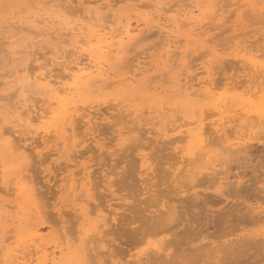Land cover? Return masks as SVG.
I'll return each mask as SVG.
<instances>
[{
  "label": "rangeland",
  "instance_id": "1",
  "mask_svg": "<svg viewBox=\"0 0 264 264\" xmlns=\"http://www.w3.org/2000/svg\"><path fill=\"white\" fill-rule=\"evenodd\" d=\"M22 1L31 2L32 0ZM50 1H52V7ZM50 1L48 2L50 3V7L48 4L45 9L52 8L47 11H50L53 14L47 13V11L45 12L46 14L44 12H39L43 16L39 13L37 14V12L34 13L36 8H39V6L35 7L36 5L32 4L35 7V11L32 10L33 12H29V15L27 16H30L31 18L35 15L36 17H33L32 19H38V21L35 20L36 23H32L30 19L27 20L28 23H26V21L24 22L27 18V16L25 18V14H27V12L25 11V13L21 8L22 6L25 8L26 4L28 5L29 2H25V5L22 4V6L16 5V7L20 9H16L15 6L14 8L16 10L13 8V10H15L14 13L19 15V17H23L24 15V18H22L24 20H22L21 17L20 19H17L19 17L16 16V14L13 15L11 11L6 13V10H11L12 5H6L8 7L3 14L4 16H8L9 19H13V16H16L14 18L16 20L15 23L13 20L5 21L3 14L0 13V17H3L5 21L4 23L3 20L2 23L0 21V109L3 111H0V248L1 243H3L2 247L5 245L2 250L0 249V264L5 262L1 256L4 254L3 252L5 250L6 253L7 251L15 252V250L16 252H19L18 250L26 249L29 246V244L25 241L30 236L25 237V241L23 238L25 233H29L30 231V226L28 225L30 216L28 218V216L25 215L26 210L29 207L27 206L29 204H27L26 201H28V197L30 196V190L28 189L29 191H25L28 187H22L25 186V183L24 185L21 183L26 182L24 181L26 179L25 177H27L26 180L28 184L35 185V188L33 189H36L34 190L36 192L34 193H40L39 196H37L40 198V201L36 197V201H38L37 205L41 202V205L43 206V211L42 208L38 206L41 208L40 212L42 215L40 228L41 236L43 235L39 243L40 246H43L49 253L52 252L53 249L58 251L56 244L59 246L62 242H65L64 245H66L68 239L69 242H73L72 244H75L78 243L80 238L84 239L85 236L89 235V239L91 237V239H95L96 237V244L92 241L94 248H96L99 243L100 246L102 244L106 245L105 249L103 248V245L102 247H99L101 252L98 251L99 256L94 260L92 259L94 263H96L98 258L104 260V264H118L120 259H122L123 262L132 261V263H135L134 258L139 255L144 259V264H149L152 263V259L149 258L151 261L146 263L147 256L153 257V252H157L160 245L165 247L164 244H167L165 242L169 241V245H166L168 248L165 247L167 248L166 252H171L172 256H175L176 261L178 262L176 263L175 258H173L172 260H174L173 262L175 263L167 262L166 264H264V0H250L252 2H248L247 0H238V3L237 0H214L213 2H215V8L212 6L213 9L208 7L210 6L209 4L212 3L206 0L205 1L209 4H204L207 5H204L203 3L202 5L201 2L203 1L199 2L200 0H97L98 2L96 1L97 3L95 4L92 0L91 1L93 3L89 0ZM82 2H84V4H82ZM103 2L105 3L102 6L101 4ZM53 3H55L56 6L60 5V7L63 8L62 12L65 10L64 13L69 12L73 15L71 16L67 13L69 15H66L68 18L66 21L70 22V25H67V27H71V25L74 26L71 24L72 20H74L73 23L76 27L77 24L75 21H81V19H84L86 27L83 29L85 32L87 31L88 35H92L91 37H93V33L97 32L100 36L99 33L102 32L104 35L108 34L106 35L107 37H112L111 35L115 34V37L113 36L114 40H116V38L120 39V32L122 30L121 25L123 27V24H126L127 22H130L133 27H135V25H139V28L142 26L144 27V30H140L141 32L137 34L138 36H135L133 39L134 41L132 40L127 45L128 47L126 49H129L126 51V54L123 52L126 49L120 51L119 53L121 54H116L118 47L116 50L115 47L118 45L116 41V44L114 45L115 42L112 39L114 42H112V47H114L112 50L115 51L109 54L111 55L109 56L110 61H107L106 57L101 55L100 51H95L97 48H90V46L94 47L97 45L95 42L98 38L92 39L91 37H87L89 42L86 43V33L84 35L82 34L84 39L83 36H81L82 38L79 37V45L82 46L81 50L84 54H80V60L82 63L84 62L85 64L87 63L86 65H93V68L95 64H101V69H105L110 78L107 79L108 82H106L108 86L105 82L99 83L101 81H97L95 84L100 85L99 87L95 86V88H93L91 86L93 89L90 88L88 90V88H78L74 90L76 92H74L75 94L73 93L74 95L72 94V100L70 99L68 103L71 108L73 106L75 108L69 109L68 111V113L73 116L65 117V113H61L62 110L48 113L53 111V108L57 107L56 102L50 106V103L45 100V94L39 89L38 90L40 92L35 90L37 87H34V90L33 87L30 88L33 91L28 90L27 92L24 90L23 92L22 88H19L18 84L21 81L18 78L20 75L22 77H24L23 75H28L29 78L31 76L32 79L30 80L33 82V77L39 75L40 73H46L47 71L49 74H57L55 75L56 80H62L61 82L68 83L73 82V79L68 75L70 67H72V65L74 66V62H71L73 57H75L71 54L74 47L70 44V40L68 41V37L71 35L70 31L68 29L65 31L62 30L65 33L68 31L70 34L67 33L68 36H66V43L61 42L59 47V44L57 45L56 43L59 42L60 39L57 38L60 35L56 36V33L57 31L62 32L61 30L58 29L56 31L57 27L55 31L52 28L48 30V25H46V23H44V25L42 23L40 27H37L39 26V21L44 22L42 19L44 20L45 15L46 17H55L56 15L54 16L55 11H53V9H61L60 7L56 8ZM99 3H101V6ZM195 3L199 4L201 8L203 6L205 11L203 8V10H201L199 6L198 8L194 7L193 5ZM97 5H99L98 8H95ZM27 7L29 8V6ZM87 7H89L91 14L94 16L92 17L93 19H90L94 22L93 26L91 21L89 24V20L84 16L85 13L83 14L84 9ZM99 7H102L105 14L101 12L102 18L96 19V11L98 12L101 10ZM2 10L3 8L1 6L0 11L2 12ZM27 10L29 11V9ZM39 10L45 11L44 8H39ZM189 10L195 12L193 14L194 16L196 14L197 19L195 20L197 21H184L186 19H183V17ZM211 10H214L213 13ZM200 11L201 13L203 12L204 15L200 14ZM62 12L60 13L61 16L59 15L60 17L63 16ZM36 14L41 17L38 16V18ZM103 16L105 18L107 16V18L104 19ZM149 16L151 20H149ZM144 18L145 20L148 18V23L153 20V24L150 25L152 23L151 22L149 23V26L146 25L147 22L144 21ZM173 18H178L180 22L178 25L176 24L178 28H176L175 23H171V19ZM179 18L183 21H180L181 19ZM123 19L125 20L123 21ZM138 19L140 21H138ZM168 19L170 20L169 23ZM19 20H22V22ZM198 21L200 25L199 23L197 24ZM82 22L83 20L80 23ZM156 22L163 23V25L167 22V28L170 29L171 26L170 32L165 31L167 30L166 25L164 32L160 31L157 26H154ZM33 24H37L35 26L36 28ZM179 24L183 26L179 27ZM99 25L100 27H98ZM45 26L49 33H46V29H43L44 31L46 30L43 34L40 33L42 32V28H45ZM89 26L92 28H89ZM94 26L96 27L94 28ZM102 26H105L104 28L106 29L102 28ZM118 30H120V32ZM53 31L54 34L52 35ZM90 31L93 33H90ZM104 31H107L108 33H105ZM97 34H94V37H96ZM8 36L10 38H8ZM46 36L53 38L48 37L47 39ZM62 36L65 38L64 33ZM91 39L95 42H90ZM109 41H111V38ZM67 42L69 44H67ZM84 42L87 45H85ZM55 46H58L57 48H61V51L58 52L59 55L55 53ZM62 47H65L64 49H66L64 53H62ZM17 50L20 52L17 53ZM97 52H100V54L95 55ZM114 52L117 56H114ZM122 52L125 56H122ZM61 53L65 55V57H67L66 54H68L67 59L70 62L65 57H61ZM90 53L92 54V57ZM106 53L104 54L106 55ZM11 55L13 56L11 57ZM100 56H103L104 58ZM64 60L66 62H64ZM93 60L95 64L93 63ZM112 61L113 63H111ZM130 61L133 62L130 63ZM127 64H130L131 68L130 65ZM66 65H68V67ZM97 65L95 66L97 67ZM107 67L108 70L106 69ZM136 70L139 72L138 75L135 72ZM97 72L98 71L96 70V73ZM163 72L167 74H163ZM134 74L136 75L134 76ZM132 75L137 77V80L134 78L135 81H131L130 78ZM125 77L126 80L130 79V81H126L124 79ZM114 80L117 81L113 82ZM130 82L132 83L130 84ZM103 83L106 84V88H103ZM141 85L145 86L141 87ZM131 87L134 89L145 87L147 90H145V93L143 91L145 88H143V90L140 89V91L138 89V92H136L137 90L132 92L134 89L132 90ZM101 88L102 90H100ZM13 90L14 93L12 94ZM90 90H93L94 93L92 94ZM142 91L143 93H141ZM60 95L64 96L63 93H60ZM9 99L11 100L8 101ZM49 106L51 107L50 111H48V108L50 109ZM111 106L114 107L112 108ZM45 107L48 108L45 109ZM25 109H27L26 112H24ZM46 110L48 111L47 113ZM102 111L104 113H102ZM41 112L47 116L43 118H36L38 114H41ZM88 113H91L92 116L95 115L96 119L94 117L92 119L93 126H91L92 123L90 124L88 122ZM115 113L116 116H114ZM32 117L33 119H31ZM71 117H73L72 120ZM65 118L68 119L66 120ZM14 119L15 121L17 120V123ZM69 119L73 121V123ZM65 120L66 123L64 124ZM58 122H60V124ZM22 124L26 127H23ZM97 124L99 125L97 126ZM64 127H68L69 129H64ZM217 128L218 130L220 129L219 132ZM16 129L22 130H20L21 132H18ZM66 129L68 130L65 131ZM11 130L12 132H10ZM161 130H168L167 134L162 135ZM10 140L12 144L10 143ZM165 140L166 142H164ZM34 141L35 143H33ZM16 143H20L21 145L27 144L31 148L32 145L35 147H33L34 149H29V147L27 149V153L30 155L29 158H31V162L28 160L29 158H27V161L30 162L28 165H25V158H22L19 153L16 154L15 152V156L13 155L14 149L18 145H15V147L14 144ZM9 144L10 148L8 147ZM66 145L67 147H65ZM11 147L13 148L12 151ZM240 149L241 152H239ZM178 151L180 152L177 154ZM143 155H145L146 160L150 163L151 168L146 169V166H141V157ZM184 156L187 159L192 157V159H195H190L188 161L189 164L191 162L193 163H191L192 166L186 162L187 160L183 161V159H185ZM197 159L201 161L197 162ZM121 160L122 162H120ZM21 162L24 163L26 169H24V166L19 167L20 164L22 165ZM184 162L188 164V168L186 164L185 167H183ZM105 163L107 165L117 164L118 167L125 166V168H120L118 171L128 173L127 178L130 176L128 179L126 178L127 180L125 181L124 179L126 177V173L123 175L124 178L123 176L115 175L113 172L109 173V176L112 177V181L114 180V182H111L113 189L116 187L119 188L120 186L126 187H124V190L120 189L121 192L117 190L118 188H116L115 194L118 199L112 198L108 193L109 191L106 192V187L102 186V178L99 179L100 176L102 177L100 174L102 169L105 168L108 172L112 167L107 166ZM128 164L132 166L131 167L129 165L131 169L128 167ZM200 164L201 166H199ZM114 166L116 167V165ZM85 167H88V169H85ZM22 168L23 171H18V169L22 170ZM99 168L101 169L99 170ZM153 168L155 170H153ZM91 169L94 170L93 174H96L98 178H96V175L93 176L92 174V176L96 178L94 183L97 185L93 183L95 190L93 192H95V197L88 199L83 192H80L81 188L79 186V180H81L84 176V171L87 172ZM128 169L131 170L130 173ZM184 169L190 170L184 171ZM164 171L167 173L170 171V174H167ZM70 172L72 173L74 181L77 180L76 182L78 183H74L73 179L70 177L71 175L68 176ZM132 172H134L133 175L131 174ZM179 172H181V178L183 179L181 180V178H178L179 181H176L174 178L175 176L180 177ZM155 174L158 175L156 176ZM60 179L63 180L60 181ZM49 180L51 181L49 182ZM32 181L33 184L31 183ZM71 182L75 184L73 189L75 186L77 187V189L76 187L74 189L76 194H79L75 198L73 190H71V197L66 190L70 187L69 184ZM113 183L116 184L113 185ZM62 184L65 185L64 188H61ZM95 185L97 186L96 188ZM15 188L16 190H14ZM150 189L155 192L153 196L151 195L153 192ZM22 191L27 193L23 192V196V194H21ZM62 191L65 192L63 193ZM98 192H100L101 197L106 196V198H104L105 200H103V198H99L100 195ZM129 192L131 197L133 196L132 198L127 196V193L129 195ZM156 193L157 195H155ZM150 195L152 198H150ZM123 196H127V199L119 198ZM42 197L45 199H42ZM96 197H98V199H96ZM91 199L92 202L90 201ZM154 201L155 203H153ZM47 202L49 206L47 205ZM100 202L101 204H99ZM133 202H135L133 205L134 207L132 206ZM28 203L30 202L28 201ZM116 203H118L119 206L115 205ZM147 203L148 206L145 208ZM108 204H112V206L110 207ZM137 204L140 205L138 206ZM162 204H166V207L167 205L175 207L176 212L172 220L166 219L162 222L160 221L161 218L158 221L155 219L156 217L152 216L157 209L159 212H162L159 210L162 208ZM10 206L11 208L12 206H15V209L12 208L11 210ZM24 206H26V210L24 209ZM115 207L118 209L116 210L117 220H119L116 223L118 225L113 223L114 226L109 227L110 230L112 229L111 227H113V229L107 238L103 237V239L98 240V237H101L96 232L91 230L90 225L87 224L89 218L92 220L99 219L98 215L101 210L103 214H107V218H111L112 214L116 213L114 211L113 213L111 212V210ZM130 207H133V210L134 208L138 209V211L134 210L135 213L131 212L133 210ZM129 208L131 211H129ZM164 209L166 211L167 208H162L163 211ZM27 211L29 212V210ZM87 211L89 213L84 216V212ZM24 212L25 214L23 216ZM59 212H61L64 216L60 217L58 215ZM120 214H122V216H120ZM80 216L82 218H80ZM66 217L70 219V221H68ZM124 217H130L131 219L129 218L125 221ZM133 219H135V221ZM33 220H35V217H33L31 221ZM131 220L134 222H130ZM167 220L169 221L168 223L166 222ZM19 221H25L26 225L23 226L22 224L24 223L19 224ZM54 221H56V223H54ZM125 222L127 224L124 225L123 223ZM128 223L130 224L128 225ZM18 224L19 228L16 227ZM161 224L162 228L160 227ZM10 227L11 229L9 230ZM16 229H19V232H15ZM90 231L92 232L89 233ZM133 231H135V233ZM19 234L20 236H18ZM72 234L74 235L72 236ZM5 238L8 240L5 241ZM88 238H85L87 239L86 241H88ZM131 241H133L132 245ZM26 245L28 246L26 247ZM198 245L200 250L199 248L197 249ZM200 246H207V248H204V250ZM32 247L33 246H30L31 249L28 247L29 251L26 249L31 253V255H33L30 257V254L25 252V254H28L29 258L26 257L24 263L40 264L39 262H41L42 259L40 255H43V251L42 253L41 251L39 253H34L35 248L32 249ZM209 247H211V249H209ZM194 248L197 249V252ZM12 249H14V251H11ZM96 250L94 249V254H96ZM113 250L114 252H112ZM110 252L118 255H113L114 258H110V256H108ZM19 253L24 252L23 250H20ZM131 254L134 256H131ZM38 256L40 257V260L38 259ZM69 257H72V255ZM154 260L155 259H153V261ZM160 260L161 259H158V261L155 260L154 262L156 264L157 262L164 264ZM154 262L152 264H155ZM4 264H6V262Z\"/></svg>",
  "mask_w": 264,
  "mask_h": 264
},
{
  "label": "bare ground",
  "instance_id": "2",
  "mask_svg": "<svg viewBox=\"0 0 264 264\" xmlns=\"http://www.w3.org/2000/svg\"><path fill=\"white\" fill-rule=\"evenodd\" d=\"M20 1V2H19ZM25 1V0H24ZM31 1V0H30ZM50 0H48V1H42V0H32L31 2H29V1H25L26 3H28L29 2V4L27 5L26 4V10H25V8H23V6H22V4H24L25 5V2H23L22 0H0V7L2 6V8H3V10H2V12L0 11V13L1 14H3L4 12H5V10L7 9V7L9 6V5H12L11 6V10H6V13H9L10 11H11V13L14 15V14H16V13H14L15 12V10L18 8V7H16V5L17 6H22V10L25 12H27V14H25V18H26V16L27 15H29V12H31L32 10L33 11H35L34 9H35V7H37V6H39V8H41V9H43L44 8V10L45 11H41V10H39V8H36V11L34 12V13H36L37 12V14L39 13V12H46L47 10H50V9H52V8H49V9H45V8H47V6H48V4H49V7H50V3L52 2V1H50V3H48ZM89 1H91V0H89ZM88 1V2H89ZM93 2H94V4L95 3H97L98 1L97 0H92ZM91 1V2H92ZM97 1V2H96ZM201 1H203V2H201ZM205 0H200L199 2H201V4L203 3H208V2H210V3H212V4H209L210 6H208V7H211L212 9H213V7L212 6H214L215 4V2H213L214 0H206V1H208V2H204ZM218 1V0H217ZM216 1V2H217ZM221 1V0H220ZM236 1V0H235ZM240 1V0H239ZM238 0H237V3L239 2ZM248 2H252V1H250V0H247ZM260 1H263V0H260ZM12 2V3H11ZM18 2V3H17ZM92 2V3H93ZM255 2V1H254ZM264 2V1H263ZM16 3V4H15ZM30 3H31V6H30ZM105 2H103L102 4L101 3H99V5L101 4L102 6H103V4H104ZM107 3V2H106ZM198 3V2H197ZM19 4H21V5H19ZM36 5L35 7L33 6V5ZM82 4H84V2H82ZM163 4V3H162ZM196 4V3H195ZM193 5L194 7H196V8H198V6H199V4H196V5ZM202 4V5H203ZM234 4V3H233ZM253 4V3H252ZM257 4V3H256ZM6 5H8V6H6ZM53 5L57 8V7H60V5L59 6H56L55 5V3H53ZM99 5H97V6H95V8H98V6ZM100 5V6H101ZM204 5H207V4H204ZM4 6V7H3ZM14 6L16 7V9L14 8ZM27 6H29V8L27 7ZM53 6V7H54ZM92 6V5H91ZM94 6V5H93ZM6 7V8H5ZM30 7H31V9H30ZM33 7V8H32ZM51 7H52V3H51ZM86 7V6H85ZM193 7V8H194ZM200 7V6H199ZM253 7V6H252ZM5 8V9H4ZM13 8L15 9V10H13ZM61 8V7H60ZM93 8V7H92ZM99 8H101V10L100 11H96V15H95V17H96V19H101L102 17H101V12L103 13V14H105L104 13V10H102V7H99ZM201 8V7H200ZM199 8V9H200ZM202 8H203V6H202ZM201 8V10H203ZM205 8H207V7H205ZM211 8H209V9H211ZM214 8H215V6H214ZM18 9H20V8H18ZM27 9H29V11L27 10ZM62 9L63 8H61L60 10H58V9H53V11H55L54 12V16L55 17H53V16H49V17H46V15H45V17H44V20L42 19V21H44V22H40L39 21V26H37V27H40V25L43 23V25H44V23H46V25H48V30L50 29V28H52L54 31H55V29H56V27H57V29H56V31L59 29V30H63V31H65V30H69L70 31V33H71V35H69V37H68V41L70 40V44L74 47V49H72V55L73 56H75V57H73V60H72V62L71 63H73L74 62V66L72 65V67H70V69H69V71H68V75H69V77L70 78H72L73 79V82L72 83H68V82H61L62 80H56V78H55V75H57V74H55V75H53V74H49V72H48V74H47V72L46 73H40L39 75H36L35 77H33V82H31V80L30 79H32L31 78V76H30V78L28 77V75H23L24 77H22L21 75V77L19 76L18 78L21 80L18 84H19V88L21 87L22 88V90H23V92H24V90H26L27 92H28V90H31L30 88H32L33 87V90H34V87H37V89H35V90H41V92L42 93H44L45 94V100L47 101V102H49L50 103V106H52L53 105V103L54 102H56L57 103V107H55V108H53V111H50L51 110V107H50V109L48 108V107H45V109H47L48 108V111H50V112H48L47 110H46V113L48 112V113H53V112H56V111H61V113H65V117L66 116H73V115H70L69 113H68V111H69V109H72V108H74V106L71 108L70 106H69V100L72 98V94L74 93V92H76V91H74V90H76V89H78V88H88V90L91 88V89H93V88H95V86H100V85H96L95 83L98 81H101V82H99V83H102V82H108V80L107 79H109L110 78V76H109V74H108V72L105 70V69H101V64L100 65H97V64H95L94 63V60H93V63L95 64V65H97V67L94 65V68H93V65H86L84 62L82 63V61L80 60L81 58H80V54H83V52H82V46L81 45H79V37L80 38H82L81 36H83L85 33L88 35V33H87V31L85 32L84 31V27H86L85 26V21H84V19H81V21L83 20V22L82 23H80L81 21H75L76 22V24H77V26L75 27V24L73 23L74 22V20H72V22H71V24H73L74 26H72L71 25V27H67V25H70L69 23V21H66V20H68V18H67V16L66 15H69L70 13L69 12H66V13H64V11L65 10H63V12H62ZM104 9V8H103ZM198 9V10H199ZM253 9V8H252ZM38 10V11H37ZM81 10H82V8H81ZM186 10V9H185ZM254 10V9H253ZM32 11V12H33ZM57 11V12H56ZM63 13V16L62 17H60L61 15H60V13L61 12ZM204 11H205V9H204ZM208 11H210V10H208ZM212 11V13H213V11L214 10H211ZM25 12V13H26ZM108 12V11H107ZM163 12V11H162ZM216 12V11H215ZM10 13V14H11ZM18 13V12H17ZM47 13H51V14H53L52 12H50V11H47ZM59 13V14H58ZM67 13H69V14H67ZM85 13V14H84ZM92 13H93V11H92ZM185 13V12H184ZM193 13H195V12H192V11H188V12H186V14H185V16L183 17V19L185 18L186 20H184V21H188V20H190V22L191 21H197V20H195V19H197V16H196V14H195V16H194V14ZM205 13H208V12H205ZM241 13V12H240ZM36 14V15H37ZM40 15H41V13H39ZM46 14V13H45ZM50 14V15H51ZM73 14V13H72ZM83 14H84V16L89 20V24H90V19H93L92 17H94L92 14H91V10L89 9V7H87V8H85L84 9V12H83ZM102 14V15H103ZM116 14V13H115ZM140 14V13H139ZM177 14V13H176ZM200 14H203V12L201 13V11H200ZM242 14V13H241ZM6 15V14H5ZM21 15V14H20ZM31 15V14H30ZM34 15V14H33ZM48 15V14H47ZM60 15V16H59ZM71 15V14H70ZM107 15V14H106ZM126 15V14H125ZM156 15V14H155ZM183 15V14H182ZM204 15V14H203ZM207 15V14H206ZM2 16V15H1ZM3 16H4V14H3ZM16 16H18L19 17V15H17L16 14ZM15 16V17H16ZM32 16V15H31ZM39 15H37V17H38ZM41 16H43V15H41ZM41 16H39V17H41ZM71 16H73V15H71ZM75 16H78V15H75ZM177 16V15H176ZM241 16V15H240ZM14 16H13V19L12 18H10L9 19V17L8 16H4V18H5V21H9V20H13L14 21V23H15V18ZM21 17V19L22 18H24V15H23V17L22 16H20ZM20 17L19 18H17V19H20ZM29 17V18H28ZM33 17H36L35 15L34 16H32L31 18H30V16H27V18L24 20V19H22V20H24V22L26 21V23H28V21L27 20H29L30 19V21L32 22V23H36V21L35 20H37L38 21V19H32ZM38 17V18H39ZM100 17V18H99ZM104 17V16H103ZM125 17V16H124ZM154 17V16H153ZM160 17V16H159ZM211 17V16H210ZM2 18V19H1ZM4 18L3 17H0V21H1V23H2V20H3V23L5 22L4 21ZM8 18V19H7ZM71 18V17H70ZM69 18V19H70ZM76 18H79V17H76ZM81 18V17H80ZM106 18H107V16H106ZM105 17H104V19H106ZM127 18V17H126ZM138 18V17H137ZM156 18V17H155ZM241 18H242V16H241ZM32 19V20H31ZM154 19V18H153ZM179 19H181V18H179ZM194 19V20H193ZM201 19V18H200ZM199 19V20H200ZM22 20H19L20 22H22ZM77 20V19H76ZM88 20H86V21H88ZM103 20V19H102ZM125 19H123V21H124ZM132 20V19H131ZM140 20H141V18H140ZM139 19H138V21H140ZM149 20H151L150 19V16H149ZM148 18H147V20H145V18H144V21L145 22H147V24L146 25H148L149 26V23H151L150 25H152L153 24V20L151 21V22H149L148 23ZM157 20V19H156ZM155 20V21H156ZM167 20V19H166ZM203 20V19H202ZM12 21V22H13ZM66 21V22H65ZM99 21V20H98ZM105 21V20H104ZM127 21H128V19H127ZM126 21V22H127ZM130 21V20H129ZM143 21V20H142ZM141 21V22H142ZM159 21H160V19H159ZM171 23H175V25L177 24L178 25V23H180L179 22V20H178V18H173V19H171ZM180 21H183L182 19L180 20ZM17 22H18V20H17ZM31 22H30V24H31ZM68 22V23H67ZM77 22H79V23H77ZM96 22V21H95ZM116 22V21H115ZM170 22V20L168 19V23ZM189 22V23H190ZM9 23V22H8ZM7 23V24H8ZM94 22H93V20L91 21V24H92V26L94 25L93 24ZM97 23V22H96ZM167 22H165L164 23V25H163V23H160V22H156L155 24H154V26H157V28H159V30L160 31H162V32H164V30L167 28V26L168 25H166V24H168ZM184 23V22H183ZM182 23V24H183ZM199 23V21L197 22V24ZM25 24V23H24ZM37 24H38V22H37ZM37 24H33L34 25V27L37 25ZM65 24V25H64ZM82 24V25H81ZM115 24V23H114ZM113 24V25H114ZM122 24V23H121ZM139 24V23H138ZM187 24V23H186ZM185 24V25H186ZM2 25H5V24H2ZM9 25V24H8ZM32 25V26H33ZM64 25V26H63ZM80 25V26H79ZM87 25V24H86ZM101 25V24H100ZM100 25L98 26V27H100ZM165 25H166V28H165ZM175 25H174V27H175ZM177 25H176V28H178L177 27ZM195 25V24H194ZM193 25V26H194ZM199 25H200V23H199ZM203 25V24H202ZM31 26V25H30ZM107 26V25H106ZM139 25H135V27H133L132 26V24L130 23V22H127L126 24H123V27H122V25H121V28H122V30H121V32H120V30H118L120 33H121V37H120V39H117L116 38V40H114L113 38L115 37L114 35L115 34H113V35H111L112 37H110V36H106V35H108V34H106V35H104L101 31V33H99V31H98V33L100 34V36L97 34V32L96 33H93L92 31H90V33H93V37H91L92 35H86V43L87 42H89V39H87V37H91L92 39L94 38V39H97L96 40V42L95 41H93L92 39L90 40V42L92 41V42H95L97 45H95V46H97V47H93V46H90V48L92 47V48H97L95 51H100L101 52V55H104V57H106V59H107V61H110L109 59V56H111V55H109V54H111L113 51H115L116 50V48L118 49V51H116V54L118 55V54H121V53H119L120 51H123V50H125L128 46V44L135 38V36L137 35V34H139L142 30H144L143 28V26L141 27V28H139L138 27ZM170 26V25H169ZM181 26H183V25H181V24H179V27H181ZM187 26V25H186ZM189 26V25H188ZM196 26V25H195ZM1 27V26H0ZM8 27V26H7ZM6 27V28H7ZM87 27H88V25H87ZM96 26H94V28H95ZM98 27H97V29H98ZM105 27V26H104ZM103 26H102V28H104ZM4 28H5V26H4ZM36 28V27H35ZM89 28H92L91 26H89ZM93 28V29H94ZM112 28V27H111ZM1 29V28H0ZM2 29H3V26H2ZM14 29V28H13ZM43 29H46V26H45V28L43 27L42 28V32H40V33H44L45 31L43 30ZM51 29V30H52ZM93 29H91V30H93ZM104 29H106V28H104ZM6 30V29H5ZM46 31V33H49V31ZM50 30V31H51ZM90 30V29H89ZM88 30V31H89ZM96 30V29H95ZM141 30V31H140ZM170 30H171V26H170V29H168L167 28V30H165L166 32H170ZM11 31H12V29H11ZM10 31V32H11ZM54 31H53V33H52V35L54 34ZM58 32L57 31V33H56V36H58V35H60V36H58V38L57 39H60L59 40V42H55L59 47H60V43L61 42H64V43H66L65 41H67V37L66 36H68V34H70L68 31H66V33L65 32ZM94 31V30H93ZM110 31V30H109ZM117 31V30H116ZM137 31H138V33H137ZM176 31H179V30H176ZM3 32H5V31H3ZM39 32V31H38ZM52 32V31H51ZM105 32V31H104ZM107 32V31H106ZM105 32V33H106ZM118 32V33H119ZM172 32H173V28H172ZM16 33V32H15ZM64 33V37L65 38H63V36H62V34ZM68 33V34H67ZM108 33V32H107ZM116 33V32H115ZM1 34V33H0ZM10 34V33H9ZM67 34V35H66ZM83 34V35H82ZM94 34H97V36L96 37H94ZM174 34H175V32H174ZM173 34V35H174ZM4 35H5V33H4ZM38 35H40V34H38ZM118 35V34H117ZM186 35H189V34H186ZM201 35V34H200ZM13 36V35H12ZM99 36V37H98ZM114 36V37H113ZM138 36V35H137ZM170 36V35H169ZM42 37V36H41ZM47 37V39H48V37L49 36H46ZM191 37V36H190ZM5 38V37H4ZM8 38H10L9 36H8ZM49 38H53V37H49ZM111 38V41H109V39ZM167 38V37H166ZM196 38V37H195ZM31 39V38H30ZM35 39V38H34ZM43 39V38H42ZM83 39H84V36H83ZM112 39H113V41L115 42H117V45L118 46H116L115 47V50H112L114 47H112L113 46V41H112ZM170 39V38H169ZM188 39V38H187ZM32 40V39H31ZM44 40V39H43ZM55 40V39H54ZM119 40V41H118ZM138 40V39H137ZM168 40V39H167ZM45 41V40H44ZM134 41V40H133ZM136 41V40H135ZM40 42V41H39ZM48 42V41H47ZM84 42V43H85ZM113 42V43H112ZM116 42L114 43V45L116 44ZM14 43V42H13ZM46 43V42H45ZM83 43V42H82ZM85 43V45H87ZM67 44H69L68 42H67ZM90 44V43H89ZM166 44V43H165ZM189 44V43H188ZM196 44V43H195ZM10 45V44H9ZM16 46V45H15ZM58 46H55L54 47V49H55V53L56 54H58L59 55V51H61L60 49L61 48H57ZM166 46V45H165ZM168 46V45H167ZM12 47H14V46H12ZM88 47H89V45H88ZM135 47V46H134ZM65 47H62V49H63V52L62 53H64L65 51H66V49H64ZM53 49V50H54ZM68 49H70V48H68ZM67 49V50H68ZM129 49V48H128ZM128 49H126L125 51H123V52H125V54L127 53L126 51L128 50ZM32 50V49H31ZM51 50V49H50ZM85 50V49H84ZM89 50H92V49H89ZM88 50V51H89ZM171 50V49H170ZM169 50V51H170ZM193 50V49H192ZM15 51V50H14ZM92 51H94V50H92ZM91 51V52H92ZM165 51V50H164ZM18 52H20V51H18L17 50V53ZM28 52V51H27ZM26 52V53H27ZM80 52V53H79ZM82 52V53H81ZM100 52H97V54H95V55H98V54H100ZM107 52V53H106ZM118 52V53H117ZM123 52H122V56L124 55L123 54ZM13 53V52H12ZM29 53H31V52H29ZM54 53V52H53ZM61 53V54H62ZM67 53V52H66ZM94 53H96V52H94ZM104 53H106V55L104 54ZM166 53V52H165ZM14 54V53H13ZM70 54V53H69ZM70 54V55H71ZM114 54H115V52H114ZM114 55V56H117V55ZM167 54H168V52H167ZM170 54V53H169ZM16 55V54H15ZM28 55V54H27ZM67 55V57H68V54H66ZM70 55H69V57H70ZM84 55V54H83ZM90 55H91V57H92V54L90 53ZM108 55V56H107ZM155 55V54H154ZM165 55V54H164ZM164 55H163V57H164ZM7 56V55H6ZM13 55H11V57H12ZM57 56V55H56ZM82 56V55H81ZM88 56H89V54H88ZM125 56V55H124ZM170 56V55H169ZM9 57V56H8ZM16 57V56H15ZM59 57V56H58ZM61 57H65V55H63L62 54V56ZM67 57H65L66 59H67ZM100 57H103V56H100ZM99 57V58H100ZM103 57V58H104ZM108 57V58H107ZM48 58V57H47ZM46 58V59H47ZM64 58V59H65ZM98 58V57H97ZM139 58V57H138ZM13 59V58H12ZM52 59V58H51ZM51 59H50V61H51ZM55 59V58H54ZM62 59V58H61ZM65 59V60H66ZM94 59V58H93ZM112 59V58H111ZM64 60V62H66ZM100 60V59H99ZM112 60H114V59H112ZM125 60V59H124ZM132 60V59H131ZM10 61V60H9ZM54 61V60H53ZM69 61V60H68ZM67 61V62H68ZM92 61V60H91ZM98 61V60H97ZM101 61V60H100ZM114 61H116V60H114ZM13 62V61H12ZM11 62V63H12ZM70 62V61H69ZM68 62V63H69ZM87 62V61H86ZM119 62V61H118ZM123 62V61H122ZM133 61H130V63H132ZM57 63H59V62H57ZM67 63V64H68ZM70 63V64H71ZM101 63V62H100ZM110 63V62H109ZM111 63H113V61L111 62ZM111 63H110V65H111ZM115 63V62H114ZM126 63H127V61H126ZM1 64V63H0ZM59 64H61V63H59ZM66 64V63H65ZM104 64V63H103ZM107 64V63H106ZM126 65V64H125ZM127 65H130V64H127ZM2 66V65H1ZM5 66H6V64H5ZM4 66V67H5ZM17 66V65H16ZM59 66V65H58ZM67 67H68V65H66ZM13 67V66H12ZM65 67V66H64ZM100 67V68H99ZM123 67V66H122ZM125 67V66H124ZM127 67V66H126ZM161 67V66H160ZM159 67V68H160ZM7 68V67H6ZM18 68V67H17ZM21 68V67H20ZM23 68V67H22ZM113 68V67H112ZM112 68H110V69H112ZM130 68H131V65H130ZM130 68H129V70H130ZM140 68V67H139ZM12 69V68H11ZM62 69V68H61ZM99 69V70H98ZM107 70H108V67L106 68ZM10 70V69H9ZM9 70H8V72H9ZM20 70V69H19ZM18 70V71H19ZM51 70V69H50ZM68 70V69H67ZM66 70V71H67ZM96 70L98 71L97 73H96ZM117 70V69H116ZM159 70V69H158ZM171 70V69H170ZM52 71V70H51ZM113 71V70H112ZM122 71V70H121ZM138 70H136L135 72H136V74L138 75V73L139 72H137ZM11 72H13V71H11ZM165 72H167V71H165ZM165 72H163V74H167V73H165ZM18 73V72H17ZM132 73V72H131ZM13 74V73H12ZM14 74H16V73H14ZM113 74V73H112ZM136 74H134V76L136 75ZM4 75V74H3ZM11 75V74H10ZM13 76V75H12ZM17 76V75H16ZM16 76H15V78H16ZM54 76V77H53ZM62 76V75H61ZM126 76V75H125ZM133 75H132V77L130 78L131 79V81H135L134 80V78L137 80V77H134ZM4 77V76H3ZM127 77H129V76H127ZM68 78V77H67ZM132 78H133V80H132ZM19 79H17V80H19ZM125 80H126V77L124 78ZM130 79H127L126 81H130ZM10 80V79H9ZM13 80V79H12ZM16 80V79H15ZM68 80V79H67ZM107 80V81H106ZM118 80H120V79H118ZM121 80H122V78H121ZM140 80V79H139ZM109 81H111V80H109ZM115 81H117V80H114L113 82H115ZM173 81V80H172ZM61 83V84H60ZM110 83V82H109ZM132 82H130V84H131ZM107 84V83H106ZM106 84H102V85H104V87L103 88H106L105 86H106ZM5 85V84H4ZM10 85V84H9ZM127 85H129V84H127ZM148 85V84H147ZM175 85V84H174ZM16 86H17V83H16ZM93 88H92V87ZM107 86H108V84H107ZM125 86V85H124ZM130 86V85H129ZM128 86V87H129ZM131 86H133V85H131ZM142 86H145V85H141V87ZM149 86V85H148ZM159 86V85H158ZM172 86V85H171ZM97 87V88H98ZM138 87V86H137ZM140 87V89L141 90H143V88H145V87H143V88H141ZM96 88V89H97ZM132 88V90L134 89L133 87H131ZM130 88V89H131ZM136 88V87H135ZM148 88V87H147ZM178 88V87H177ZM11 89V88H10ZM127 89V88H126ZM126 89H124V90H126ZM138 89L139 88H136V89H134L132 92H134V91H136V92H138ZM140 89H139V91H140ZM155 89V88H154ZM179 89V88H178ZM33 90H31V91H33ZM38 90V91H39ZM82 90V89H81ZM80 90V91H81ZM95 90V89H94ZM100 90H102V88L100 89ZM145 90H147L146 88L143 90L144 91V93H145ZM25 91V92H26ZM91 91V93L93 94L94 92H93V90H90ZM96 91V90H95ZM123 91V90H122ZM127 91H129V90H127ZM143 91L141 92V93H143ZM169 91V90H168ZM40 92V91H39ZM38 92V93H39ZM14 93V90H13V92H12V94ZM37 93V94H38ZM60 93H63L64 94V96H61L60 95ZM181 93V92H180ZM41 94V93H40ZM75 94V93H74ZM73 94V95H74ZM102 94V93H101ZM30 95V94H29ZM94 95H96V94H94ZM144 95V94H143ZM155 95V94H154ZM8 96V95H7ZM11 96V95H10ZM4 97V96H3ZM26 97H27V95H26ZM37 97V96H36ZM35 97V98H36ZM137 97V96H136ZM9 98V97H8ZM7 98V99H8ZM30 98V97H29ZM32 98V97H31ZM28 99V98H27ZM136 99V98H135ZM11 99H9L8 101H10ZM22 100V99H21ZM23 100H24V98H23ZM31 100H33V99H31ZM72 100V99H71ZM25 101V100H24ZM28 101H29V99H28ZM35 101V100H34ZM119 101V100H118ZM7 103V102H6ZM48 103V104H49ZM101 103V102H100ZM44 104V103H43ZM42 104V105H43ZM52 104V105H51ZM55 104V103H54ZM109 104V103H108ZM11 105V104H10ZM33 105V104H32ZM41 105V104H40ZM79 105V104H78ZM89 105V104H88ZM94 105V104H93ZM110 105H112V104H110ZM109 105V106H110ZM12 106V105H11ZM36 106H38V105H36ZM81 106V105H80ZM79 106V107H80ZM98 106V105H97ZM131 106V105H130ZM15 107H16V105H15ZM29 107V106H28ZM32 107V106H31ZM30 107V108H31ZM77 107V106H76ZM83 107V106H82ZM92 107V106H91ZM112 108L114 107V106H111ZM115 107H116V105H115ZM167 107V106H166ZM165 107V108H166ZM24 108V107H23ZM25 108H26V106H25ZM36 108V107H35ZM42 108V107H41ZM85 108H86V106H85ZM88 108V107H87ZM96 108V107H95ZM108 108H110V107H108ZM33 109V108H32ZM40 109V108H39ZM75 109V108H74ZM83 109V108H82ZM115 109V108H114ZM171 109V108H170ZM176 109V108H175ZM3 110V109H2ZM15 110V109H14ZM26 110L27 109H25V111L24 112H26ZM95 110V109H94ZM99 110V109H98ZM101 110V109H100ZM129 110V109H128ZM159 110V109H158ZM0 111H1V109H0ZM33 111V110H32ZM72 111V110H71ZM89 111V110H88ZM197 111V110H196ZM1 112H3V111H1ZM117 112H120V111H117ZM123 112V111H122ZM151 112V111H150ZM154 112V111H153ZM81 113V112H80ZM86 113V112H85ZM92 113H94V112H92ZM96 113V112H95ZM98 113V112H97ZM102 113H104L103 111H102ZM131 113V112H130ZM141 113V112H140ZM144 113V112H143ZM165 113V112H164ZM74 114V113H73ZM83 114V113H82ZM98 114H100V113H98ZM146 114V113H145ZM162 114V113H161ZM23 115V114H22ZM27 115V114H26ZM86 115V114H85ZM88 115H89V117H88V122L91 124L92 123V125L91 126H93V122H92V119H93V117L95 118V115H93L92 116V114L91 113H88ZM103 115V114H102ZM119 115V114H118ZM169 115V114H168ZM29 116V115H28ZM45 116H47V115H44V113L43 112H41V114H38V116L36 117V118H43V117H45ZM78 116V115H77ZM82 116V115H81ZM114 116H116V113L114 114ZM126 116V115H125ZM137 116V115H136ZM166 116V115H165ZM30 117V116H29ZM80 117V116H79ZM83 117V116H82ZM81 117V118H82ZM101 117V116H100ZM139 117V116H138ZM142 117V116H141ZM154 117H156V116H154ZM72 118L73 117H71V120H72ZM99 118V117H98ZM118 118V117H117ZM135 118V117H134ZM137 118V117H136ZM152 118H153V116H152ZM164 118V117H163ZM181 118V117H180ZM31 119H33V117L31 118ZM66 120L68 119V118H65ZM96 119V118H95ZM118 119H120V118H118ZM157 119V118H156ZM161 119V118H160ZM35 120V119H34ZM39 120V119H38ZM66 120H65V122H64V124L66 123ZM70 120V119H69ZM70 120V121H71ZM76 120V119H75ZM75 120H74V122H75ZM78 120V119H77ZM123 120V119H122ZM136 120V119H135ZM142 120V119H141ZM149 120V119H148ZM14 121H15V119H14ZM137 121V120H136ZM163 121V120H162ZM167 121V120H166ZM196 121V120H195ZM16 123H17V120L15 121ZM72 123H73V121H71ZM78 122V121H77ZM100 122V121H99ZM109 122V121H108ZM174 122V121H173ZM14 123V122H13ZM59 124H60V122H58ZM80 123V122H79ZM116 123V122H115ZM125 123V122H124ZM19 124V123H18ZM21 124V123H20ZM107 124V123H106ZM111 124V123H110ZM117 124V123H116ZM163 124V123H162ZM23 125V124H22ZM95 125V124H94ZM99 124H97V126H98ZM62 126V125H61ZM66 126V125H65ZM115 126V125H114ZM166 126V125H165ZM1 127V126H0ZM23 127H26V126H24L23 125ZM60 127V126H59ZM105 127V126H104ZM164 127V126H163ZM166 127H168V126H166ZM61 128V127H60ZM65 128H68V127H64V129ZM76 128V127H75ZM81 128V127H80ZM92 128V127H91ZM95 128V127H94ZM107 128V127H106ZM155 128V127H154ZM161 128H162V126H161ZM26 129V128H25ZM59 129V128H58ZM69 129V128H68ZM68 129H66L65 131H67ZM153 129V128H152ZM16 130H18V129H16ZM15 130V131H16ZM20 130H22V129H19L18 130V132H21ZM24 130V129H23ZM106 130V129H105ZM217 130H218V128H217ZM216 130V131H217ZM58 131V130H57ZM64 131V132H65ZM168 131V130H167ZM167 131H163V130H161V132H162V135H166L167 134ZM220 131V129L218 130V132ZM10 132H12V130L10 131ZM24 132V131H23ZM32 132H33V130H32ZM40 132V131H39ZM47 132V131H46ZM59 132V131H58ZM160 132V131H159ZM160 132V133H161ZM39 134V133H38ZM69 134V133H68ZM27 135V134H26ZM50 135V134H49ZM52 135V134H51ZM121 135V134H120ZM119 135V136H120ZM29 136V135H28ZM27 136V137H28ZM40 136V135H39ZM54 136V135H53ZM68 136V135H67ZM131 136V135H130ZM32 137V136H31ZM30 137V138H31ZM49 137V136H48ZM52 137V136H51ZM54 137H56V136H54ZM65 137H66V135H65ZM70 137V136H69ZM16 138V137H15ZM8 139V138H7ZM33 139V138H32ZM35 139V138H34ZM16 140H18V139H16ZM38 140V139H37ZM36 140V141H37ZM63 140V139H62ZM68 140V139H67ZM128 140V139H127ZM130 140V139H129ZM40 141V140H39ZM16 142V141H15ZM164 142H166V140L164 141ZM171 142V141H170ZM10 143L12 144V142H11V140H10ZM33 143H35V141L33 142ZM18 143H16V144H14V146L15 145H17ZM32 144V143H31ZM67 144V143H66ZM42 145V144H41ZM8 146V145H7ZM35 146H37V145H35ZM59 146V145H58ZM69 146V145H68ZM139 146V145H138ZM142 146V145H141ZM9 148H10V144H9V146H8ZM16 147V146H15ZM28 145L26 144V145H21L20 143L17 145V147L14 149V156H15V152H16V154L17 153H19V155H21V157L22 158H25V160L27 161V158H29V153H27V149H28ZM34 146L32 145V148H33ZM44 147H47V146H44ZM54 147V146H53ZM65 147H67V145L65 146ZM99 147V146H98ZM108 147V146H107ZM106 147V148H107ZM125 147V146H124ZM128 147V146H127ZM165 147V146H164ZM179 147V146H178ZM12 148V147H11ZM31 147H29V149H32ZM35 148V147H34ZM33 148V149H34ZM109 148V147H108ZM115 148V147H114ZM113 148V149H114ZM163 148V147H162ZM161 148V149H162ZM13 150V148L11 149V151ZM89 150V149H88ZM160 150V149H159ZM180 150V149H179ZM96 151V150H95ZM107 151H109V150H107ZM41 152V151H40ZM114 152V151H113ZM112 152V153H113ZM180 151H178L177 152V154L179 153ZM200 152V151H199ZM203 152V151H202ZM206 152V151H205ZM239 152H241V149H240V151ZM198 153V152H197ZM32 154V153H31ZM53 154V153H52ZM104 154H106V153H104ZM111 154V153H110ZM153 154H154V151H153ZM200 154V153H199ZM199 154H197V155H199ZM7 155V154H6ZM12 155V156H13ZM18 155V156H19ZM33 155V154H32ZM82 155H83V153H82ZM107 155V154H106ZM116 155V154H115ZM130 155V154H129ZM158 155V154H157ZM189 155H191V154H189ZM196 155V156H197ZM202 155V154H201ZM17 156V157H18ZM35 156V155H34ZM38 156V155H37ZM42 156V155H41ZM175 156V155H174ZM32 157V156H31ZM36 157V156H35ZM105 157V156H104ZM104 157H103V159H104ZM185 157V156H184ZM189 157H191V156H189ZM8 158V157H7ZM41 158V157H40ZM39 158V159H40ZM46 158V157H45ZM94 158V157H93ZM98 158V157H97ZM151 158H152V156H151ZM155 158V157H154ZM193 158V157H192ZM192 158H190V159H192ZM195 158V157H194ZM197 158V157H196ZM199 158V157H198ZM11 159V158H10ZM96 159V158H95ZM125 159V158H124ZM140 159V158H139ZM148 159V158H147ZM173 159V158H172ZM190 159H187L186 157H185V159H183V161H186V162H188ZM201 159V158H200ZM1 160V159H0ZM24 160V163H25V165H28V163H30L31 162V158H29L28 160H30V162L29 161H27V163H26V161ZM45 160V159H44ZM85 160V159H84ZM109 160V159H108ZM114 160V159H113ZM137 160V159H136ZM141 160H142V162H141V166H146V169L148 168H151V165H150V163H148V161L146 160V157H145V155H143L142 157H141ZM192 160H195V159H192ZM191 160V161H192ZM198 160V159H197ZM202 160H204V159H202ZM105 161V160H104ZM110 161V160H109ZM199 161H201V160H198L197 162H199ZM34 162V161H33ZM74 162H75V160H74ZM92 162V161H91ZM120 162H122V160L120 161ZM120 162H119V164H120ZM207 162V161H206ZM208 162H209V159H208ZM22 163V162H21ZM24 163H22V165L20 164V166L19 167H21V166H24ZM78 163V162H77ZM108 163V162H107ZM117 163H118V161H117ZM176 163H178V162H176ZM192 163V162H191ZM189 164V162H188V164L189 165H191L192 166V164ZM106 164V163H105ZM110 164V163H109ZM112 164V163H111ZM175 164V163H174ZM174 164H172V165H174ZM185 162H184V166L183 167H185ZM188 164H186V166L188 165ZM199 164V163H198ZM198 164H196V165H198ZM34 165V164H33ZM62 165V164H61ZM75 165V164H74ZM79 165V164H78ZM104 165V164H103ZM107 165V164H106ZM114 165H116V167L114 166ZM127 165V164H126ZM130 164H128V167L131 169V167L129 166ZM156 165V164H155ZM88 166V165H87ZM107 166H112L109 170L110 171H106V169L104 170V169H102L100 172V174L102 175V177L100 176L99 177V179L100 178H102L101 179V182L103 183H101L102 184V186H105L106 187V189H107V191L106 192H108L109 194H110V196L112 197V198H114V199H118V197H117V195L115 194V190H116V188H118V187H116L115 189H113L112 188V184H111V182H114V180L112 181V177L111 176H109V173L110 172H113L115 175H119V176H123L124 175V173H126V172H119L118 170L120 169V168H125V166H121V167H118L117 166V164H112V165H107ZM199 166H201V164L199 165ZM27 167V166H26ZM103 167V166H102ZM171 167V166H170ZM173 167V166H172ZM182 167V168H183ZM81 168V167H80ZM155 168V167H154ZM153 168V170H155ZM187 168H188V166H187ZM190 168V167H189ZM24 169H26L25 168V166H24ZM31 169V168H30ZM62 169V168H61ZM85 169H88V167H85ZM96 169V168H95ZM98 169V168H97ZM101 168H99V170H100ZM143 169V168H142ZM144 169H145V167H144ZM168 169V168H167ZM166 169V170H167ZM175 169H176V166H175ZM179 169H181V168H179ZM198 169H200V168H198ZM32 170V169H31ZM92 170V169H91ZM88 170L87 172H85L84 171V176L81 178V180H79L80 181V184H79V186H80V188H81V190H80V192L82 193H84L85 194V196H87L88 197V199L89 198H94L95 197V192H93V191H95L94 190V185H93V183H94V180H96V178H98V176L95 178V177H93V176H95L94 174H93V171L94 170ZM98 170V171H99ZM108 170V169H107ZM129 170V169H128ZM188 169H184V171H187ZM190 170V169H189ZM188 170V171H189ZM192 170V169H191ZM18 171H23V168H22V170H19L18 169ZM26 171H29V170H26ZM33 171V170H32ZM130 171L131 170H129V173H130ZM197 171V170H196ZM216 171V170H215ZM137 172V171H136ZM146 172V171H145ZM164 172H166V171H164ZM174 172V171H173ZM173 172H171V173H173ZM23 173V172H22ZM133 173L134 172H132L131 174L133 175ZM158 173V172H157ZM167 173V172H166ZM177 173V172H176ZM175 173V174H176ZM180 173V177H178V176H175V178H174V180H178V178L180 179L181 177H182V175H181V172H179ZM184 173H186V172H184ZM189 173H191V172H189ZM192 173H193V171H192ZM191 173V174H192ZM195 173V172H194ZM92 174H93V176H92ZM128 173H126V177H125V181L130 177H128L127 178V175ZM130 174V175H131ZM149 174V173H148ZM151 174V173H150ZM167 174H170V171H168V173ZM178 174V173H177ZM176 174V175H177ZM183 174V173H182ZM190 174V175H191ZM27 175V174H26ZM71 175V176H70ZM156 176L158 175V174H155ZM174 175V174H173ZM189 175V176H190ZM198 175V174H197ZM196 175V176H197ZM29 176H31V175H29ZM68 176H70L72 179H73V177H72V173L70 172V174H68ZM76 176V175H75ZM184 176V175H183ZM194 176V175H193ZM195 176V177H196ZM20 177H22V176H20ZM32 177H33V175H32ZM31 177V178H32ZM66 177V176H65ZM131 177H133V176H131ZM167 177V176H166ZM170 177V176H169ZM172 177V176H171ZM176 177H177V179H176ZM187 177V176H186ZM13 178V177H12ZM26 179H27V177H25ZM64 178V177H63ZM94 178V179H93ZM115 178V177H114ZM123 178H124V176H123ZM127 178V179H126ZM189 178V177H188ZM187 178V179H188ZM192 178V177H191ZM24 180V181H26V182H21L22 183V185H24V183H25V186H22V187H25V188H27V190H25V191H29L30 190V196L28 197V201L30 202V203H28V201H26L27 202V204H29V205H27V206H29L28 208H27V210H29V212L26 210V206H24L25 208V210H26V214H25V212L23 213V216H24V214L25 215H27L28 216V218H29V216H30V218H29V221H28V225L30 226V231H29V233H28V235H27V233H25V236L23 237L24 238V241H25V237H28V236H30L25 242L26 243H28L29 244V246L28 245H26V247L28 246L29 248H30V246H33L32 247V249L33 248H35L34 250H35V252L34 253H39L40 251H41V253H42V251H43V255L41 254L40 255V257H42V259H41V262H39L40 264H104V260H102V259H100V258H98L97 259V261H96V263H94V259H96L98 256H99V254H98V251H100L99 250V247H102V245H103V248L105 249V247H106V245L105 244H102L101 246H100V243H99V245L96 247V248H94L93 247V245H92V241L94 242V244H96V241H95V239H96V237L95 236H97V235H95L94 237H95V239H89L88 238V236H85L84 237V239L87 237L88 238V241H86L87 239H82V238H80L79 239V241H78V243H75V244H72L73 242H69V239H68V244L66 243V245H64L65 244V242H62L61 243V245H59V246H57L58 244H56V248L58 249V251L56 250V249H53L52 250V252H47V250H45V248L43 247V246H40V243H39V241L42 239V236H41V228H40V224H41V208L43 207L42 205H41V202H39L40 204H38L37 205V202L38 201H36L37 199H36V197L37 196H39V194H38V192L37 193H34V192H36V191H34V190H36V189H33V188H35V185H31V184H28L27 183V180ZM30 179V178H29ZM65 179V178H64ZM75 179H77V178H75ZM79 179V178H78ZM93 180V182H92V180ZM166 179V178H165ZM183 178H181V180H182ZM194 179V178H193ZM11 180V179H10ZM63 179H60V181H62ZM67 180V179H66ZM69 180H70V178H69ZM173 180V179H172ZM173 180V181H174ZM22 181H23V179H22ZM29 181V180H28ZM51 180H49V182H50ZM59 181V180H58ZM57 181V182H58ZM73 181H74V179H73ZM77 180H75L74 181V183L76 182ZM99 181V180H98ZM145 181H147V180H145ZM172 181V182H173ZM179 181V180H178ZM10 182V181H9ZM30 182V181H29ZM96 182V181H95ZM32 184H33V181L31 182ZM71 183H73V182H71ZM69 184L70 185V187H68V189H66L67 190V193L69 194V196L72 194L71 193V190H73L74 191V198L76 197V196H78L79 194L77 193L76 194V192H75V187H74V189H73V186L75 185L74 183L73 184ZM76 183H78V182H76ZM123 183V182H122ZM146 183H148V182H146ZM165 183V182H164ZM167 183H168V180H167ZM170 183V182H169ZM179 183V182H178ZM177 183V184H178ZM20 184V183H19ZM55 184H58V183H55ZM55 184H53V185H55ZM67 184V183H66ZM92 184V185H91ZM94 184H96V183H94ZM116 183H113V185H115ZM117 184H118V182H117ZM149 184H151V183H149ZM182 184V183H181ZM180 184V185H181ZM240 184V183H239ZM242 184V183H241ZM37 185V184H36ZM97 185V184H96ZM95 185V188L97 187ZM119 186H120V184H118ZM123 185V184H122ZM133 185V184H132ZM156 185V184H155ZM169 185V184H168ZM171 185V184H170ZM33 186V187H32ZM45 186V185H44ZM51 186V185H50ZM62 187L61 188H64V184H62L61 185ZM79 186H78V188H79ZM99 186V185H98ZM102 186H101V188H102ZM105 187H104V189H105ZM123 187V188H122ZM125 186H120L117 190L118 191H120L121 192V190H124L125 188H124ZM130 187V186H129ZM132 187V186H131ZM146 187V186H145ZM145 187H144V189H145ZM11 188V187H10ZM13 188V187H12ZM98 188H100V187H98ZM100 188V189H101ZM142 188V187H141ZM140 188V189H141ZM149 188V187H148ZM29 189V190H28ZM76 189H77V187H76ZM121 189V190H120ZM131 189V188H130ZM2 190V189H1ZM14 190H16V188L14 189ZM13 190V191H14ZM22 190H24V189H22ZM38 190H39V188H38ZM99 190V189H98ZM151 190V189H150ZM157 190H159V189H157ZM11 191H12V189H11ZM96 191H97V189H96ZM152 191V190H151ZM150 191V192H151ZM9 192V191H8ZM23 192L24 191H22V193L21 194H23ZM63 192V191H62ZM65 192V191H64ZM63 192V193H64ZM101 192V191H100ZM100 192H98L99 193V198H103V200H105L104 198H106V196H104V197H101V194H100ZM103 192V191H102ZM106 192H105V195H106ZM127 192V191H126ZM153 192V191H152ZM151 192V193H152ZM15 193V192H14ZM24 193H27V192H24ZM104 193V192H103ZM142 193V192H141ZM148 193H149V191H148ZM155 192H153L151 195L153 196V194H154ZM36 194V195H35ZM150 194V193H149ZM159 194V193H158ZM16 195V194H15ZM67 195V194H66ZM103 195V194H102ZM151 195H150V198H152L151 197ZM155 195H157V193L155 194ZM23 196H24V194H23ZM107 196H109V195H107ZM127 196L129 197H131V195H130V192H129V195H128V193H127ZM127 196H123V197H119L120 199L121 198H123V199H127ZM8 197V196H7ZM10 197H12V196H10ZM41 197V196H40ZM68 197V196H67ZM71 197V196H70ZM81 197V196H80ZM133 197V196H132ZM131 197V198H132ZM137 197V196H136ZM19 198H21V197H19ZM18 198V199H19ZM23 198V197H22ZM38 198V197H37ZM44 197H42V199H43ZM69 198V197H68ZM148 198V197H147ZM17 199V200H18ZM45 199V198H44ZM78 199V198H77ZM87 199V200H88ZM96 199H98V197H96ZM38 200L40 201V198H38ZM76 200V199H75ZM110 200H112V199H110ZM134 200V199H133ZM150 200V199H149ZM151 200H153V199H151ZM91 202H92V199L90 200ZM109 201V200H108ZM145 201V200H144ZM51 202V201H50ZM147 202V201H146ZM166 202V201H165ZM170 202V201H169ZM45 203V202H44ZM105 203V202H104ZM136 203H139V202H136ZM149 203V202H148ZM148 203H147V205L145 206V208H147V206H148ZM153 203H155V201L153 202ZM173 203V202H172ZM96 204V203H95ZM99 204H101V202L99 203ZM106 204V203H105ZM121 204V203H120ZM135 204V202H133L132 203V206ZM14 205H16V204H14ZM34 205V206H33ZM47 205H48V202H47ZM98 205V204H97ZM97 205H95V206H97ZM115 205H118V203H116ZM122 205H124V204H122ZM126 205V204H125ZM131 205V204H130ZM138 205V204H137ZM140 205V204H139ZM138 205V206H139ZM150 205V204H149ZM152 205V204H151ZM154 205H156V204H154ZM174 205V204H173ZM22 206V205H21ZM38 206H40V207H38ZM45 206H46V204H45ZM49 206V205H48ZM47 206V207H48ZM50 206H51V204H50ZM88 206V205H87ZM108 206H112V204H108ZM119 206V205H118ZM157 206V205H156ZM175 206V205H174ZM15 207V206H14ZM13 206H12V208H14ZM88 207H90V206H88ZM134 207V206H133ZM132 207V208H133ZM10 208H11V206H10ZM12 208H11V210H12ZM95 208H97V207H95ZM131 208V207H130ZM129 208V211H131V209ZM162 208H167L166 209V211H165V209H164V211L162 210ZM162 208L161 209H159V210H161L162 212H159L158 211V209L155 211V213H154V215L152 214V216H154V217H156L155 219H157L158 221H159V219L161 218V220L160 221H164V220H166V219H168V220H172V218H173V216H175L174 214H175V212H176V210H175V207H173L172 205H170V206H168L167 205V207H166V204H162ZM15 209V208H14ZM90 209V208H89ZM89 209H88V211H89ZM103 209V208H102ZM104 210V209H103ZM116 210H118L116 207L114 208V209H112L111 210V212L113 213V211L114 212H116ZM133 210V209H132ZM134 210H137L138 211V209H135L134 208ZM131 211V212H134L135 213V211ZM148 210V209H147ZM42 211H43V208H42ZM63 211V210H62ZM84 212V216H86L89 212ZM149 211V210H148ZM153 211V210H152ZM18 212V211H17ZM27 212H28V214H27ZM154 212V211H153ZM81 213V212H80ZM112 213H110V214H112ZM125 213V212H124ZM158 213V214H157ZM3 214V213H2ZM66 214V213H65ZM72 214V213H71ZM91 214H93V213H91ZM127 214V213H126ZM34 215V216H33ZM60 217H63L64 215L61 213V212H59V214H58ZM107 214H103L102 213V210L100 211V213H99V219H95V220H92L91 218H89V220H88V223L87 224H89L90 225V228H91V230H93L94 232H96L101 238H99L98 237V240L99 239H103V237H106L107 238V236L109 235V233H111V230L113 229V227H111L112 229L110 230V226H114V224L113 223H116L117 221H119V220H117V212L115 213V214H112V216H111V218H107V216H106ZM254 215V214H253ZM253 215H252V217H253ZM56 216V215H55ZM76 216V215H75ZM78 216H79V214H78ZM120 216H122V214H120ZM125 216V215H124ZM257 216H258V214H257ZM33 217H35V220H33V221H31L32 219H33ZM97 217V216H96ZM131 217H133V216H131ZM58 218V217H57ZM67 218V217H66ZM70 218V217H69ZM80 218H82L81 216H80ZM130 217H127V218H125L124 217V220L126 221V220H128ZM135 218V217H134ZM137 218V217H136ZM163 218V219H162ZM256 218V217H255ZM258 218V217H257ZM18 219H20V218H18ZM17 219V220H18ZM25 219V218H24ZM23 219V220H24ZM61 219H63V218H61ZM68 219V218H67ZM118 219H121V218H118ZM131 219V218H130ZM155 219H153L154 221H156ZM13 220V219H12ZM21 220V219H20ZM134 221H135V219H133ZM133 220H131L130 222H134ZM153 220H152V222H153ZM166 221L167 223L169 222V221ZM11 221V220H10ZM26 221V222H27ZM31 221V222H30ZM63 221V220H62ZM68 221H70V219H68ZM87 221V220H86ZM150 221V220H149ZM16 222V221H15ZM20 222V221H19ZM50 222H52V221H50ZM49 222V223H50ZM66 222V221H65ZM123 222V221H122ZM121 222V223H122ZM165 222V223H166ZM22 223H24V224H22ZM54 223H56V221H54ZM69 223V222H68ZM119 223V222H118ZM155 223V222H154ZM19 224H22L23 226L24 225H26L25 224V221L24 222H20ZM19 224L16 226V227H18L19 226ZM85 224V223H84ZM120 224V223H119ZM124 225L125 224H127L126 222L125 223H123ZM130 223H128V225H129ZM158 224V223H157ZM7 225V224H6ZM52 225V224H51ZM66 225V224H65ZM116 225H118L117 223H116ZM122 225V224H121ZM154 225V224H153ZM160 225V224H159ZM159 225H157V226H159ZM164 225V224H163ZM28 226V227H29ZM53 226V225H52ZM156 226V225H155ZM21 227V226H20ZM89 227V226H88ZM125 227V226H124ZM129 227V226H128ZM161 228H162V224H161V226H160ZM19 228V227H18ZM52 228V227H51ZM59 228V227H58ZM109 228V229H108ZM116 228V227H115ZM115 228H114V230H115ZM119 228V227H118ZM121 229H123L122 227H120ZM11 229V227L9 228V230ZM13 229H14V227H13ZM76 229V228H75ZM6 230H8V229H6ZM18 230V231H17ZM70 230V229H69ZM114 230H113V232H114ZM117 230V229H116ZM4 231V230H3ZM23 231V230H22ZM110 231V232H109ZM136 231V230H135ZM135 231H133L134 233H135ZM15 232H19V229H16L15 230ZM20 232H21V230H20ZM62 232V231H61ZM92 231H90L89 233H91ZM116 232V231H115ZM132 232V231H131ZM138 232V231H137ZM77 233V232H76ZM88 233V234H89ZM23 234V233H22ZM67 234V233H66ZM93 234V233H92ZM27 235V236H26ZM74 234H72V236H73ZM7 236V235H6ZM18 236H20V234L18 235ZM76 237V236H75ZM121 237V236H120ZM73 238V237H72ZM115 238H117V237H115ZM6 239V238H5ZM8 239H6L5 241H7ZM17 240V239H16ZM74 240V239H73ZM116 240V239H115ZM233 240V239H232ZM4 241V242H5ZM63 241V240H62ZM101 241V240H100ZM18 242V241H17ZM20 242H21V240H20ZM97 242H99V241H97ZM101 242H103V241H101ZM114 242V241H113ZM132 242L133 241H131V245H132ZM169 242V241H168ZM168 242H165V243H167V244H164L165 245V247H167L166 245H169L168 244ZM230 242V241H229ZM22 243V242H21ZM135 243V242H134ZM9 244V243H8ZM8 244H6V245H8ZM130 244V243H129ZM221 244H222V242H221ZM227 244V243H226ZM2 245H3V243H1V250L5 247V245H4V247H2ZM46 245V244H45ZM92 245V246H91ZM172 245V244H171ZM207 245V244H206ZM218 245H220V244H218ZM230 245V244H229ZM10 246V245H9ZM20 246H22V245H20ZM25 246V245H24ZM109 246H111V245H109ZM113 246V245H112ZM203 246V245H202ZM202 246H200V247H202ZM214 246V245H213ZM213 246H212V248H213ZM23 247V246H22ZM28 247L26 248V249H28ZM108 247V246H107ZM165 247H163V246H159L158 247V251L155 253V252H153V254L155 255H153V257L151 256V257H148L147 256V260H146V263L147 262H149V261H151V259H152V263L155 261V260H157L158 261V259H161L160 261L162 262V263H164V264H166L167 262H169V263H172L174 260H172L173 258H175V256H172V254H171V252L169 253V252H166L167 250V248H165ZM215 247V246H214ZM223 247V246H222ZM13 248V247H12ZM19 248V247H18ZM25 248V247H24ZM110 248V247H109ZM113 248V247H112ZM116 248V247H115ZM199 248V245H198V247H197V249ZM203 249L205 248H207V246L206 247H202ZM217 248V247H216ZM215 248V249H216ZM8 249V248H7ZM26 249H20V250H23V252L24 253H19L20 252V250H18L19 252H16V250H15V252H10V251H7V253H6V250L3 252L4 254H2L1 256H2V258H3V260L6 262V264H29V263H24L25 262V258L26 257H28V254H25V252L27 253L28 251H29V249H28V251L26 250ZM31 249V248H30ZM94 249L96 250V249H98V250H96L97 252H96V254H94ZM195 249V248H194ZM193 249V250H194ZM197 249H195V251L197 252ZM203 249H201V250H203ZM204 249V250H205ZM209 249H211V247H209ZM208 249V250H209ZM214 249V250H215ZM220 249H223V248H220ZM0 250V251H1ZM10 250V249H9ZM26 250V251H25ZM199 250H200V248H199ZM198 250V251H199ZM203 250V251H204ZM11 251H14V249H12ZM194 251V252H195ZM211 251V250H210ZM220 251V250H219ZM59 252V253H58ZM101 252V251H100ZM112 252H114V250L112 251ZM112 252H110L109 253V255L108 256H110V258H114V256L113 255H115V256H117L118 254H114V253H112ZM29 254H30V257H32V255H31V253L30 252H28ZM91 253V254H90ZM215 253H216V251H215ZM90 254V255H89ZM70 255H72V257H69ZM148 255H150V254H148ZM174 255H175V253H174ZM195 255H196V253H195ZM92 256H94V257H92ZM131 256H134V255H132L131 254ZM39 257V256H38ZM38 257H36V258H38ZM40 257L38 258L39 260H40ZM177 257V256H176ZM29 258V257H28ZM145 258V257H144ZM149 258H151V259H149ZM214 258V257H213ZM216 258V257H215ZM93 259V260H92ZM125 259V258H124ZM135 263H132V261H127V262H123V260L122 259H118L119 260V262H118V264H144L143 263V258L141 257V256H139V255H137L135 258ZM133 259V260H134ZM153 259H155L154 261H153ZM3 260H2V262H3ZM38 260V261H39ZM113 260V259H112ZM132 260V259H131ZM137 260V261H136ZM27 261H28V259H27ZM93 261V262H92ZM122 261V262H121ZM175 261H176V258H175ZM4 262V263H5ZM116 262V263H117ZM178 261H176V263H177ZM0 263H1V260H0ZM3 263V264H4ZM152 263H149V264H152ZM155 263V262H154ZM159 262H157V264H158ZM173 263H175V262H173ZM31 264V263H30ZM107 264V263H106ZM156 264V263H155ZM159 264H161V263H159Z\"/></svg>",
  "mask_w": 264,
  "mask_h": 264
}]
</instances>
